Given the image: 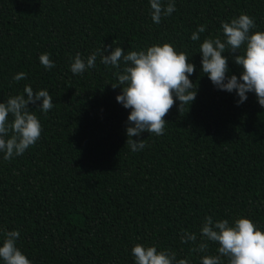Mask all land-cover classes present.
Here are the masks:
<instances>
[{
	"label": "trees",
	"instance_id": "trees-1",
	"mask_svg": "<svg viewBox=\"0 0 264 264\" xmlns=\"http://www.w3.org/2000/svg\"><path fill=\"white\" fill-rule=\"evenodd\" d=\"M175 7L156 24L150 0H0V103L30 85L48 90L54 104L47 114L42 100L29 105L43 126L33 146L10 161L0 153V246L5 232L18 230L17 246L33 264H135L137 243L201 264L217 245L192 252L181 233L199 242L205 217L250 218L264 230V107L255 93L238 105L235 92L217 89L199 53L205 38L223 39L221 22L242 13L255 19L253 32L264 31V0H175ZM200 25L206 31L193 41ZM166 42L195 64L197 96L183 113L177 99L164 134L133 137L147 146L132 152L131 110L117 102L122 86H111L118 70L100 56L82 75L70 65L77 53L86 61L108 45L105 55ZM44 53L51 70L40 62ZM238 54L225 53L229 76L242 73ZM19 72L27 78L16 82Z\"/></svg>",
	"mask_w": 264,
	"mask_h": 264
},
{
	"label": "clouds",
	"instance_id": "clouds-1",
	"mask_svg": "<svg viewBox=\"0 0 264 264\" xmlns=\"http://www.w3.org/2000/svg\"><path fill=\"white\" fill-rule=\"evenodd\" d=\"M151 19L160 24L163 17H169L176 11L175 0H150ZM221 36L205 38L200 45L202 54V73L207 75L217 89L235 92L239 97L237 104L248 99V93H255L258 103L264 107V31L252 30L256 22L248 14H240L230 22H221ZM206 31V25H200L192 33L193 41L200 40V33ZM115 41L113 42V44ZM113 45L103 47L89 55L85 61L80 53L75 55L70 65L73 74L82 75L87 69L96 66L97 56L104 65H110L118 71V83L111 84L113 89L122 86V92L116 99L126 109H130L126 128L128 136L126 145L132 152L143 150L147 145L145 139L139 141L133 137L148 132L156 136L163 135L168 123L165 117L180 101L179 111L183 113L185 106L191 105L196 99L197 87L190 76L195 73L196 66L189 62V56L183 51H177L171 43L152 45L146 50L128 51L117 46L109 55H105ZM243 49V52H241ZM229 53L235 55L234 62L242 66L238 77L229 73ZM41 64L48 70L55 67L49 53L41 54ZM121 62L123 67L121 68ZM27 74L19 72L13 80L19 82L26 79ZM38 109L47 114L53 107V99L49 91L42 89L34 91L30 85H25L21 94L9 97L0 103V153L3 159L10 161L21 156L41 137L43 126L29 108L30 104L41 101ZM11 117V119H10ZM201 239L197 234L182 231L181 243L192 242V252L207 253L209 242L217 245V255H204L201 264H264V230H261L250 218L239 217L232 223L228 219L213 220L207 216L200 228ZM20 232L18 230L4 233L0 246V261L3 264H33L28 256L17 246ZM135 264H189L187 259H177V254L171 249L158 250L155 245L146 246L140 243L131 249Z\"/></svg>",
	"mask_w": 264,
	"mask_h": 264
}]
</instances>
